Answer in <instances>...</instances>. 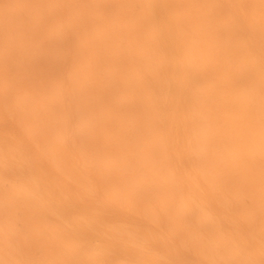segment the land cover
Returning <instances> with one entry per match:
<instances>
[{"label": "bare ground", "instance_id": "bare-ground-1", "mask_svg": "<svg viewBox=\"0 0 264 264\" xmlns=\"http://www.w3.org/2000/svg\"><path fill=\"white\" fill-rule=\"evenodd\" d=\"M262 92L260 0H0V264H260Z\"/></svg>", "mask_w": 264, "mask_h": 264}, {"label": "snow or ice", "instance_id": "snow-or-ice-1", "mask_svg": "<svg viewBox=\"0 0 264 264\" xmlns=\"http://www.w3.org/2000/svg\"><path fill=\"white\" fill-rule=\"evenodd\" d=\"M261 12L262 16H264V0H260ZM7 7V5H6ZM109 7V6H103ZM65 87H71L70 82H65ZM260 159H261V170L262 174H264V92H262V102H261V115H260ZM24 243L23 237L21 234H17V237L12 241L14 247L19 249V247ZM5 264H31V262L26 261H9L5 262ZM97 264H106V262H97ZM124 264H134V262H124ZM206 264H219L216 261H207ZM260 264H264V260H261Z\"/></svg>", "mask_w": 264, "mask_h": 264}]
</instances>
